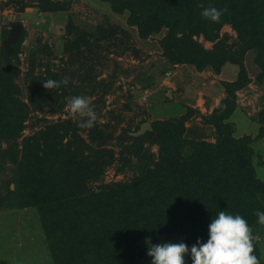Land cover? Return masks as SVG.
I'll return each instance as SVG.
<instances>
[{"label": "trees", "instance_id": "trees-1", "mask_svg": "<svg viewBox=\"0 0 264 264\" xmlns=\"http://www.w3.org/2000/svg\"><path fill=\"white\" fill-rule=\"evenodd\" d=\"M41 1L39 11L53 9L51 1ZM108 1L114 11H127L126 23L134 25L141 38L166 27L158 45L170 62L191 63L196 69L209 65L215 72L224 62L237 65L235 77L223 83V96L203 116L214 129L213 140L184 135L190 108L177 118L150 121L151 128L139 135L129 133L138 125L115 135L113 125L104 132L91 128L86 134L89 145L106 144L115 136L123 162L134 160L138 167L126 180L90 189L85 181L102 172L112 149L103 145L82 154L86 142L69 123L45 124L39 130L44 141L49 139L45 147L36 132L21 139L19 154H9L15 163V187L0 195V205L35 206L52 264H136L155 236L163 234L203 243L211 217L221 210L241 215L254 232L253 213L264 211V167L263 175H257L263 161L252 139L263 128L253 136H235L228 118L236 106V91L249 82L243 54L252 48L260 64L264 56V0ZM201 3L227 11L212 22L201 17ZM225 23L236 34L231 42L226 32L219 34ZM193 36L213 42L205 49ZM12 55L4 66L0 63V137L15 145L29 109L40 107L46 95L30 85L25 103L17 90L13 93L18 69L10 61ZM36 78L31 75V80ZM66 86H72L71 78ZM218 102L223 107H217ZM255 112L264 122V104ZM66 135L69 140L63 144ZM143 141L157 143V150L143 148ZM6 153L1 150V156Z\"/></svg>", "mask_w": 264, "mask_h": 264}, {"label": "rangeland", "instance_id": "rangeland-1", "mask_svg": "<svg viewBox=\"0 0 264 264\" xmlns=\"http://www.w3.org/2000/svg\"><path fill=\"white\" fill-rule=\"evenodd\" d=\"M49 1L53 3V9L39 11L41 0H0V40L7 32L5 25L17 21L22 23L13 44L15 47L10 52L14 53L10 61L18 69L13 93L17 90L16 96L25 103H28L30 85L40 88V91L45 90L43 95H46L40 107L29 109L15 145H12V140L0 137V195L7 192L10 184V189L15 187V163L9 159V154L21 149L23 137L36 132L39 134L45 124L58 121L69 123L86 142L82 154L103 145L112 149L111 161L104 165L97 177L85 181L87 188L123 181L136 173L137 163L134 160L124 163L119 156L115 136L106 144L91 142L89 145L86 135L89 129L77 126L82 118L69 115L67 100L72 96L91 100L97 113V121L92 128L103 132L111 125L115 127V135L123 127L133 130L145 120L177 118L190 108V114L184 120V135L213 140L214 129L203 121V116L223 96V83L235 77V63L224 62L215 72L209 65L196 69L191 63L170 62L158 45L166 27L141 38L135 26L126 23L127 11H114L108 0ZM219 31V34L226 32L229 35L227 42L235 38V31L229 24H223ZM193 37L205 49L213 42L201 36ZM1 52L0 45V56ZM242 60L249 82L236 91V106L228 119L234 123L235 136H253L263 128V133L252 139L253 147L260 152L263 161L256 169L257 175L262 176L264 122L254 116L264 104V56L260 64L250 48ZM31 75L37 78L31 80ZM65 76L71 78L72 86L61 85L52 90L42 86V81L61 80ZM131 88L137 91H131ZM38 137L45 147L44 142H49V139L44 141L42 135ZM62 140L65 144L69 139L66 135ZM142 145L153 152L158 146L146 141ZM3 149L7 150L4 157L1 156ZM19 152L17 150V154ZM253 234L259 237L254 254L260 259V264H264V226L257 223ZM165 242H183L189 249L195 244L180 234H163L155 236L147 248L150 244ZM151 259L145 254L136 264H151ZM184 260L185 264H192L190 254H186ZM0 264H52L35 206L0 205Z\"/></svg>", "mask_w": 264, "mask_h": 264}, {"label": "clouds", "instance_id": "clouds-1", "mask_svg": "<svg viewBox=\"0 0 264 264\" xmlns=\"http://www.w3.org/2000/svg\"><path fill=\"white\" fill-rule=\"evenodd\" d=\"M201 17L212 22H219L226 9L218 10L215 7H205L203 3ZM65 76L60 81L47 79L42 81L46 90L58 88L69 83ZM69 115L79 116L82 119L77 126L91 129L97 121V113L90 99L84 96H72L67 100ZM217 107H223L219 102ZM256 222L264 226V211L255 210ZM259 239L253 234V228L248 221L239 214H228L221 210L210 219L208 224V239L201 242L199 238L189 249L185 243L165 242L150 244L147 255L151 264H185L184 256L190 254L192 264H260V259L255 255V244Z\"/></svg>", "mask_w": 264, "mask_h": 264}, {"label": "water", "instance_id": "water-1", "mask_svg": "<svg viewBox=\"0 0 264 264\" xmlns=\"http://www.w3.org/2000/svg\"><path fill=\"white\" fill-rule=\"evenodd\" d=\"M7 29L6 35L0 40V45L2 47V52L0 56L1 64H5L7 56L10 54L11 50L13 49V44L17 40L19 33L22 29V23L20 21L12 22L5 25ZM131 91H137L136 89H132ZM151 125L149 121H142L139 123L137 129L130 131L131 135H139L143 133L145 130L150 129ZM12 187V184H10Z\"/></svg>", "mask_w": 264, "mask_h": 264}, {"label": "crops", "instance_id": "crops-1", "mask_svg": "<svg viewBox=\"0 0 264 264\" xmlns=\"http://www.w3.org/2000/svg\"><path fill=\"white\" fill-rule=\"evenodd\" d=\"M181 88H183L182 85H181ZM132 89H133V88H131V90H132ZM182 92H183V91H182ZM210 107H211V105H210ZM209 109H210V108H209Z\"/></svg>", "mask_w": 264, "mask_h": 264}]
</instances>
